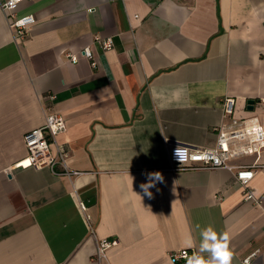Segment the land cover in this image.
<instances>
[{"label": "crops", "instance_id": "0c3cea01", "mask_svg": "<svg viewBox=\"0 0 264 264\" xmlns=\"http://www.w3.org/2000/svg\"><path fill=\"white\" fill-rule=\"evenodd\" d=\"M16 15L36 24L17 43L0 8V264H96L98 239L118 241L111 264H169L198 251L209 225L229 234L232 264L256 250L264 264V152L249 185L260 207L234 172L172 171L170 156L215 147L228 97L236 117L264 124V0H23ZM48 110L65 118L58 142L77 175L18 165ZM151 172L164 181L149 197L140 185Z\"/></svg>", "mask_w": 264, "mask_h": 264}, {"label": "built area", "instance_id": "2783aa9c", "mask_svg": "<svg viewBox=\"0 0 264 264\" xmlns=\"http://www.w3.org/2000/svg\"><path fill=\"white\" fill-rule=\"evenodd\" d=\"M23 0H6L0 4V8L7 15L9 27L14 33V39L17 43H23L30 35L31 29L36 24L34 15H26L18 17L16 12ZM94 44L102 51H110L114 48L112 38H103L97 35ZM81 54L90 61L93 60V53L89 47L83 49ZM68 59L72 63L78 62L77 54L68 55ZM93 66H95L93 64ZM44 100L54 101L55 95H49ZM236 101L234 98L228 97L223 103V117L230 120L229 123L221 124L217 128V141L213 148L185 147L179 150H171L172 171L180 169H225L234 172L235 182L240 185L245 194V200L251 201L256 207L261 206V202L257 199L249 188L250 182L254 179L255 169L258 167L259 157L264 152V124L259 117L239 118L235 116ZM67 129L65 118L56 112H46L44 125L38 129L32 130L24 135L25 146L28 151V157L20 162L24 168L43 169L54 168L61 164L64 172L61 175L74 176L78 173L71 172L67 169L66 161L68 154L58 142V136ZM177 151V155H176ZM255 155L257 160L252 166H234L232 161L240 157ZM27 162V163H26ZM24 163H26L24 165ZM81 209L87 213V205L81 203ZM88 224L91 232L93 225ZM118 241L108 239H98L94 262L96 264H111L108 251ZM191 256L188 250H181L170 254V258L174 264L187 261L185 257ZM260 250L254 251L250 256L244 259V264H257L256 258L261 255Z\"/></svg>", "mask_w": 264, "mask_h": 264}, {"label": "clouds", "instance_id": "9594fccd", "mask_svg": "<svg viewBox=\"0 0 264 264\" xmlns=\"http://www.w3.org/2000/svg\"><path fill=\"white\" fill-rule=\"evenodd\" d=\"M147 178L148 182L141 184L140 187L145 195L151 197L152 193L149 189L155 187L157 182L163 183L164 177L160 172H151L147 173ZM200 237L198 251L194 252L191 256H187L185 252L187 264H232L234 251L230 248V236L227 232L218 234L209 225L200 230ZM183 245L185 248L196 246L190 234L183 241ZM205 253H207V256L204 255ZM169 264H172V262L169 261Z\"/></svg>", "mask_w": 264, "mask_h": 264}, {"label": "water", "instance_id": "95a60500", "mask_svg": "<svg viewBox=\"0 0 264 264\" xmlns=\"http://www.w3.org/2000/svg\"><path fill=\"white\" fill-rule=\"evenodd\" d=\"M254 105H255V102L254 101H252V100L248 101V109L249 110H253Z\"/></svg>", "mask_w": 264, "mask_h": 264}, {"label": "bare ground", "instance_id": "6f19581e", "mask_svg": "<svg viewBox=\"0 0 264 264\" xmlns=\"http://www.w3.org/2000/svg\"><path fill=\"white\" fill-rule=\"evenodd\" d=\"M26 163H27V162H26ZM26 163H24V165H25Z\"/></svg>", "mask_w": 264, "mask_h": 264}]
</instances>
